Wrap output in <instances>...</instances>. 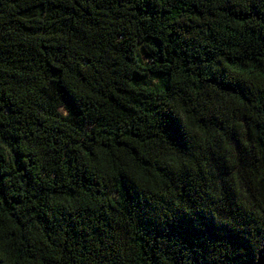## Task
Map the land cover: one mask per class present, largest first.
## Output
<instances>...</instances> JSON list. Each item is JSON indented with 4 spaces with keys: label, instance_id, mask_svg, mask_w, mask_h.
Instances as JSON below:
<instances>
[{
    "label": "trees",
    "instance_id": "trees-1",
    "mask_svg": "<svg viewBox=\"0 0 264 264\" xmlns=\"http://www.w3.org/2000/svg\"><path fill=\"white\" fill-rule=\"evenodd\" d=\"M0 264H264V0H0Z\"/></svg>",
    "mask_w": 264,
    "mask_h": 264
}]
</instances>
